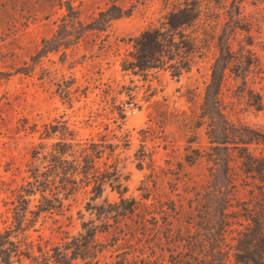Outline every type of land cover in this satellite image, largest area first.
<instances>
[{
	"label": "rangeland",
	"instance_id": "obj_1",
	"mask_svg": "<svg viewBox=\"0 0 264 264\" xmlns=\"http://www.w3.org/2000/svg\"><path fill=\"white\" fill-rule=\"evenodd\" d=\"M185 1L0 0V233L15 227L18 194L35 182L34 176L42 180L48 172L54 183L48 198L58 193L62 206L42 212L25 232L12 234L23 247L30 243L33 254L42 256L40 248L48 252V264H61L55 247L78 237L84 221L102 225L94 205L108 207L121 197L135 201L134 212H127L118 224L110 219L113 226L97 233V248L71 264H206L210 259L209 211L203 196L212 163L204 156L190 164L186 156L194 149L206 155L211 147L201 106L219 55L218 36L232 28L226 24L231 0H202L200 20L184 31L183 41L192 48L180 52L184 57L178 64L188 68L179 77L171 68L125 70L135 50L134 38L162 28ZM67 3L85 24L111 5L127 14L37 59L44 39L58 32ZM240 7L239 18L250 31L238 28L230 41L235 52L245 45L252 49L259 67L251 68L246 83L229 72L222 102L233 122L264 133V0H243ZM62 140L74 143L67 159L83 165L85 149L101 151L88 177L82 169L75 174L74 191L64 188L61 172L56 175L49 168ZM250 149L264 153V143ZM234 166V204L250 202L260 182L242 173L239 162ZM96 178L104 179L100 194L93 191ZM116 183L126 187L125 192L120 193ZM28 197L31 208L37 209L40 191ZM120 231L127 236L115 243ZM227 242L234 243L230 236ZM23 263L34 264L29 259ZM228 264H241L232 250Z\"/></svg>",
	"mask_w": 264,
	"mask_h": 264
},
{
	"label": "trees",
	"instance_id": "obj_2",
	"mask_svg": "<svg viewBox=\"0 0 264 264\" xmlns=\"http://www.w3.org/2000/svg\"><path fill=\"white\" fill-rule=\"evenodd\" d=\"M242 1H230L231 9L227 10L229 20L226 24L232 23V28L229 34L227 28H224L218 36L219 55L212 65L211 79L205 89L201 106V117L208 122L211 147L206 155L194 149L193 154L186 156L190 164L204 156L212 163L210 185L203 196L208 202L209 218L206 230L211 243L210 259L206 261V264H228L231 250L237 263L264 264V153L257 155L250 149L252 144L264 143V133L248 125L233 122L226 114L222 102L223 85L229 72L234 73L236 77L243 78L246 83V77L251 68L259 67L258 58L252 49L245 45L239 52H235L230 41L231 34L236 29L250 31L249 27L246 28L243 19L239 18ZM65 7L66 14L62 18L58 32L52 38L44 39L43 46L35 56L37 59L61 46L68 47L75 44L84 31L103 30L111 20L127 14L121 6L111 5L94 21L85 24L71 3H67ZM202 13V0H191L190 2L186 0L183 5L169 14L162 28L148 29L134 38L135 50L132 60L126 61L125 70L148 72L153 69L171 68L173 75L179 77L182 71L188 68L178 64L180 57H184L180 55V52L183 48H192V45L183 41L184 31L195 25ZM246 44L251 45L252 41ZM255 104L258 108L262 106L258 101ZM48 132L47 129L46 136ZM71 136L73 140L72 133ZM59 146L60 149L52 154V163L49 168L56 175L61 172L65 182L64 188L74 191L78 186L75 174H79L82 169L84 176L88 177L90 171L95 169V158L99 157L101 151L94 149L92 153H89L85 149L82 158L83 165L76 159L69 160L66 157L71 154L68 152L74 147L72 141L62 140ZM238 162L241 172L248 177L258 179L260 184L258 194L252 198V201L237 200L235 205L234 189L237 173L234 165ZM44 175H42V180L37 175L34 176L35 182H29L27 187L18 194L17 203L13 207L15 227L0 233V264H24L25 259L31 260L34 264H48V252L40 248L42 256H37L32 253L30 243L25 242L26 247H23L21 240L13 239L14 235H12L13 233L21 234L32 227L42 212L62 206L63 202L58 193L55 192L52 198H48L47 190L54 183H50L48 172H44ZM103 182L102 178L95 179L93 191L96 194L101 193ZM114 186L120 190V193L126 190L121 183H116ZM36 191L41 193L40 204L36 205L37 209H32L31 198L28 196L36 194ZM135 204L134 200L121 197L120 203L110 204L108 207L94 205L93 208L96 210V215L101 218L102 225H95L92 220L84 221L83 231L78 237H74L63 247H55L56 262L71 264L78 257H84L86 251L97 248V233L108 231L113 226L110 219L114 218L118 224L119 218L125 216L127 212L133 213ZM28 213L32 215L29 218ZM126 236L125 232H117L114 238L115 243L119 239H125ZM228 236L234 243L227 242ZM228 246H230L229 250L225 249Z\"/></svg>",
	"mask_w": 264,
	"mask_h": 264
}]
</instances>
